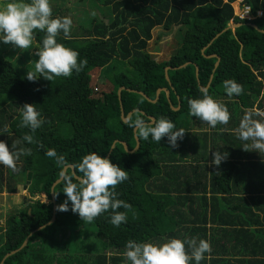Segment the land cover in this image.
I'll return each mask as SVG.
<instances>
[{"label": "trees", "instance_id": "1", "mask_svg": "<svg viewBox=\"0 0 264 264\" xmlns=\"http://www.w3.org/2000/svg\"><path fill=\"white\" fill-rule=\"evenodd\" d=\"M2 1L0 7L8 2ZM53 1L57 5L52 18H62L69 1ZM237 1H72L71 6L82 8L79 33L71 27L70 38L61 33L57 42L77 51L87 65L70 78L52 82L43 77L27 80V70L13 66L0 53V133L7 127L0 140L9 147L20 141L18 147L32 148L31 156L17 161V171L0 165V194L18 186L28 193L24 207L15 209L0 226V264H29L33 256L60 257L65 260L60 264H130L124 255L128 240L164 243L173 238L208 240L212 251L200 264H264V152L244 151L241 143L250 142L238 138L241 123L235 124L246 115L264 120L255 115L264 112V34L260 33L264 0H241L240 6L249 7L255 17L251 21L235 16L232 5ZM230 24L239 27L230 29ZM157 27L185 28L181 47L159 63L146 51ZM44 36L41 31L35 34L38 50ZM211 56L219 59L216 68L217 59L207 58ZM96 60L107 62L111 70V90L100 97L89 86L88 71ZM226 80L242 85L243 93L229 97ZM120 89L124 90L119 102ZM159 89L168 91V99L161 92L155 103L149 102ZM202 89L228 108L227 125L211 128L190 115L188 101L202 98ZM25 103L34 104L45 121L35 133L19 127ZM120 109L123 118L138 109L146 122L149 117L169 119L186 130L184 138L173 148L166 137L160 144L149 137L139 140L134 151L137 138L122 121ZM25 133L43 148L24 142ZM218 138L223 153L232 156L217 167L212 153L222 151ZM233 146H238L234 152ZM47 149L65 157L64 167L45 155ZM93 151L129 173V180L116 188L118 199L132 205L131 210L119 209L127 213V222L120 227L111 224L110 211L92 223L74 214L70 201L69 211H57L67 198L63 179L53 188L52 203L51 188L63 169L71 166L80 177L74 166ZM66 173L72 175L69 168ZM91 226L94 235L87 230ZM86 247L95 249L86 254Z\"/></svg>", "mask_w": 264, "mask_h": 264}, {"label": "clouds", "instance_id": "2", "mask_svg": "<svg viewBox=\"0 0 264 264\" xmlns=\"http://www.w3.org/2000/svg\"><path fill=\"white\" fill-rule=\"evenodd\" d=\"M52 12L50 0H8L0 7V41L4 44H10L20 50L30 49L36 32L45 33L42 47L36 52L38 59L35 62V70L26 74L27 80L31 82L40 77L51 82L59 77L70 78L74 71L78 74L87 65L86 59H79L77 51L57 42L61 33L64 38H70L71 18L68 16L52 18ZM223 84L229 97L243 93V86L235 80H226ZM188 105L190 115L206 122L211 128L227 125L231 119L228 108L206 91L202 98L190 99ZM21 112L20 128H28L31 133H35L45 123L34 104L25 103L21 107ZM255 115L264 117V112H257ZM148 120L149 122H146L143 113L135 109L128 115L125 123L134 129L138 141H147L151 137L160 144L166 137L171 147H178L177 141L184 138L183 129H177L173 121L163 117L158 120L150 117ZM3 133H7V127L3 129ZM238 138L245 142L251 141V144L244 143L242 147L244 151H249L251 148L255 152H264V120L246 115L241 121ZM22 140L29 145L35 144L43 148V144L32 134L25 133ZM20 143L16 141L9 147L5 141L0 140V165L10 168L13 172L18 170L17 161L21 156L32 155V148L18 147ZM45 155L54 158L58 165L64 167L65 157L57 154L54 149H47ZM212 156V164L218 167L228 155L215 151ZM74 167L82 175L75 177L74 174L61 172L64 181L62 192L67 198L57 206V211H69L70 201L71 211L78 214L86 223L94 222L96 218L109 211L112 225L120 227L122 223H126L127 213L119 209L131 210L132 205L118 199L119 193L116 188L129 180L128 171L95 151L83 156ZM74 178L78 182H73ZM125 248L124 255L130 264H190L193 260L196 264H200L205 259V255L212 251L208 240L196 238L184 240L173 238L161 244L130 239Z\"/></svg>", "mask_w": 264, "mask_h": 264}, {"label": "rangeland", "instance_id": "3", "mask_svg": "<svg viewBox=\"0 0 264 264\" xmlns=\"http://www.w3.org/2000/svg\"><path fill=\"white\" fill-rule=\"evenodd\" d=\"M65 5L66 10L63 14V17L68 16L72 20V29L76 32L75 34H78V27L81 25V7L71 6V2L75 0H68ZM103 1V0H101ZM3 1L1 0L0 3ZM237 2H240L238 0ZM237 2L232 5L234 14L237 12L238 5ZM50 4L52 6V9L54 10V7L57 5L55 1L50 0ZM98 6L100 9H103L102 3H98ZM85 8V7H84ZM83 8V9H84ZM67 9L69 11H67ZM98 11V10H97ZM99 12V11H98ZM98 12H96L98 14ZM234 25L230 24V27H233ZM185 28L184 27H172L168 31H164L161 27H157L152 30L151 36L152 39L147 45V53L152 57V59L156 62H164L168 60L172 55H174L178 49L181 47L182 40L184 37ZM38 47L33 42L32 47L30 49H15L10 44H4L2 41H0V53L3 54L2 57H4L6 60L14 64L13 66L20 68L21 70H27L28 71H34L35 70V62L38 59V56L36 55V52H38ZM127 68L128 65H126ZM88 74L91 78L90 80V88L92 89L95 97H100L102 93H107L111 90V84L108 80V78L111 76V70L108 66L107 62H101L99 60H96L94 64L91 66V68L88 71ZM243 118H238L236 122L241 123ZM182 129V128H177ZM186 129V126H185ZM202 132V128L200 129ZM186 133V130H184ZM28 198V193L26 188H22L21 186H18L14 191L5 192L0 194V226H4L5 220L8 218V216L14 212L17 208H23L25 205V201ZM35 200V199H34ZM41 202L46 203L47 200L45 197L39 198ZM88 232L90 234L94 235L95 228L93 226L87 228ZM167 240H165L166 242ZM161 242H158L156 244H161ZM83 244L87 245V241H83ZM95 249L94 247L85 248V253L88 254V250L91 251ZM84 249H82L83 251ZM75 257H83V256H76ZM74 257V258H75ZM65 260L60 257H42V256H33L31 257L29 264H60L63 263Z\"/></svg>", "mask_w": 264, "mask_h": 264}, {"label": "water", "instance_id": "4", "mask_svg": "<svg viewBox=\"0 0 264 264\" xmlns=\"http://www.w3.org/2000/svg\"><path fill=\"white\" fill-rule=\"evenodd\" d=\"M252 28H254V29H256L253 25H250ZM237 27H239V25H234L233 27H229L230 29H234V28H237ZM260 33H263L264 34V32H262V31H260ZM207 58H216L217 59V62H216V64H215V68L218 66V64H219V59L217 58V57H215V56H211V57H207ZM169 70V68H166L165 69V78H166V80L168 81V76H167V71ZM196 76H197V71H196ZM124 89H120L118 92H117V97H118V100H119V102L121 101V98H120V93L123 91ZM206 89H202V91H205ZM161 92H165L166 93V97H167V99H168V91H166V90H163V89H159L157 92H156V98H155V100L154 101H149V102H151V103H155L156 102V100L159 98L158 96H159V94L161 93ZM142 96H144L143 94H142ZM145 97V96H144ZM146 98V97H145ZM147 99V98H146ZM174 111H177L178 110V107H177V109H173ZM120 112H121V118H122V121L125 123V120H126V118L128 117H126V118H123V111L120 109ZM150 118V117H149ZM153 119V118H152ZM122 146L124 147V149H125V151L126 152H128V150H127V146H126V144L125 143H122ZM138 147H139V143H138V140L136 139V147H135V149H134V151L135 150H137L138 149ZM111 152V151H110ZM67 168H69L70 170H71V173L72 174H74V170H73V168L71 167V166H69V167H65L64 169H63V171L64 172H66V170H67ZM76 177V176H75ZM62 181V176L60 177V179L58 180V181H56L55 183H54V185L52 186V188H51V197H52V203L54 204V200H53V188L57 185V184H59L60 182ZM53 215H55V207H53ZM54 216H53V218H52V220H51V222L50 223H52L53 222V220H54ZM49 223V224H50ZM27 241H28V238L24 241V243L22 244V246H21V248L19 249V250H21L23 247H25V245H26V243H27ZM18 250V251H19ZM14 253H16V252H13V253H10V254H8V255H6L5 256V258H4V260L7 258V257H9L10 255H12V254H14ZM3 260V261H4Z\"/></svg>", "mask_w": 264, "mask_h": 264}, {"label": "built area", "instance_id": "5", "mask_svg": "<svg viewBox=\"0 0 264 264\" xmlns=\"http://www.w3.org/2000/svg\"><path fill=\"white\" fill-rule=\"evenodd\" d=\"M240 3H241V0H240V2H237L238 9H237V12L235 13V16L238 17L241 20L251 21V20L255 19V17H253L251 15L250 8L246 7V6L241 7ZM256 17L257 18L261 17V13L258 12L256 14Z\"/></svg>", "mask_w": 264, "mask_h": 264}, {"label": "crops", "instance_id": "6", "mask_svg": "<svg viewBox=\"0 0 264 264\" xmlns=\"http://www.w3.org/2000/svg\"><path fill=\"white\" fill-rule=\"evenodd\" d=\"M235 124H239V123H238V122H235ZM203 129H204V128H203ZM207 131H209V128L207 129ZM220 141H221V139L218 138V141H217V143H218V145H219L218 150L221 149V150H222L221 153H222V154H225V153H223V148H222V146H221V142H220ZM248 142H250L249 144H251V141H248ZM243 144H244V143H241V145H243ZM237 147H238V146H237ZM237 147L233 146V147H232V151H233V152L236 151V148H237ZM240 151H241L240 155H242L244 152H243L241 149H240ZM226 155H229L230 158H231V156H232V154H226ZM237 157H238V156H237ZM234 158H236V157H234ZM72 264H76V263H72Z\"/></svg>", "mask_w": 264, "mask_h": 264}]
</instances>
